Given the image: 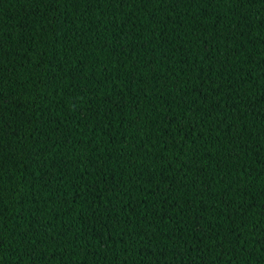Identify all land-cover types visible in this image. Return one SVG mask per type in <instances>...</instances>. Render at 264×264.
I'll list each match as a JSON object with an SVG mask.
<instances>
[{"label":"trees","instance_id":"trees-1","mask_svg":"<svg viewBox=\"0 0 264 264\" xmlns=\"http://www.w3.org/2000/svg\"><path fill=\"white\" fill-rule=\"evenodd\" d=\"M0 264H264V0H0Z\"/></svg>","mask_w":264,"mask_h":264}]
</instances>
